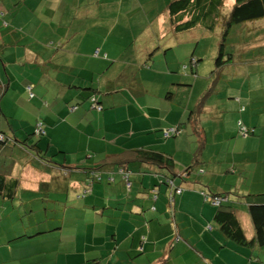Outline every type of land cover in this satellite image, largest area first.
I'll return each instance as SVG.
<instances>
[{"label":"crops","instance_id":"crops-1","mask_svg":"<svg viewBox=\"0 0 264 264\" xmlns=\"http://www.w3.org/2000/svg\"><path fill=\"white\" fill-rule=\"evenodd\" d=\"M138 1L0 0V132L16 143L0 145V175L19 180L12 200L0 195V218L16 206L27 213V221L0 223V264L7 261V253L13 256L12 264H48L47 257L28 261L35 255L19 253L26 249L57 255V260L65 255L68 264H264V247L230 240L215 221L218 208L206 202L207 196L232 194L226 193L228 187L241 194L240 179L229 174L232 169L241 172L239 164L264 166V118L243 122L258 138L242 137L238 123L226 131L228 107L220 111L201 103L200 94L191 105L188 88L200 77L203 64L199 58L192 63V58L184 72L180 65L186 58L181 57L188 49L181 47L169 64L168 52L182 46L180 38L168 40V6L173 0H165L157 14L149 15L138 8ZM133 21L135 31L140 27L150 32V41L138 52L128 50L132 45L125 35L129 27L134 29ZM216 37V42L222 38L220 33ZM252 45L242 54L238 45L236 60L246 53L256 57ZM152 47L159 54L151 53ZM163 57L167 67L157 69ZM80 62L93 66L86 71L76 65ZM221 70L213 67L214 82L202 88L205 92H214L223 78ZM143 72L161 74L162 81L157 77L150 83L156 90L146 89ZM233 72L228 75L235 76ZM33 75L41 92L36 102H27V76ZM252 94L248 91L245 98L249 105L254 104ZM230 95V106L240 107L243 96ZM94 97L100 109L90 107ZM73 106L79 108L71 112ZM209 109L221 116L201 122ZM40 122L49 129L38 141L32 135ZM57 126L63 128V139L56 142ZM169 128L180 131L174 140L163 138ZM214 141L236 148L238 142L242 148L254 145L252 151L234 153V159L220 163L228 170L223 180L227 183L220 186L215 178L223 174L213 162L217 156L207 155ZM155 155H162L170 168L151 160ZM121 165L130 172V189L117 172ZM95 169L117 172L115 181L89 187L88 173ZM170 181L181 194L171 189ZM252 183L257 186L252 190L262 191L247 194L263 195L264 178ZM233 206L247 239L253 240L247 207Z\"/></svg>","mask_w":264,"mask_h":264},{"label":"rangeland","instance_id":"rangeland-1","mask_svg":"<svg viewBox=\"0 0 264 264\" xmlns=\"http://www.w3.org/2000/svg\"><path fill=\"white\" fill-rule=\"evenodd\" d=\"M167 2L170 0H166ZM136 3V1H134ZM165 0H139L138 1V8L144 10V14H150L149 12H154L155 14H157V12L163 7ZM146 6V7H145ZM234 6V0H229L226 1V5L223 9V14L226 13V15H228V13H230L231 9ZM146 8V9H145ZM154 14V15H155ZM146 18V17H145ZM263 21L258 22V24L260 25H256L254 26V29L256 30H261L263 29ZM132 25H135L134 21L132 22ZM145 26H148L147 21L145 20ZM221 26H223V22L222 20H220L219 24L217 25L216 28H219L218 31H210V30H206L203 27H196L191 31L182 33V36L179 37L177 35H175V33L172 31L168 34V40L172 41V42H176V39L180 38V44L182 42V46H180L179 44H177V46L175 48H173L172 50H170L168 52V61L169 64L173 63V58L177 56V50L181 47V49L183 50L188 49L186 56L181 57L182 58H186L183 59L185 60V63L182 62L180 67H182V70L184 72H186L184 69L187 68L188 66H190V60L192 58H195L194 60H197V58L201 59L199 64H203V68L200 69L199 74H197V76L199 75L200 77H195L192 76L195 80L194 81V85L193 87H189L188 91H190L192 94L190 96V98L188 99L191 102V105H193L196 101V97L200 94L202 101L201 103L204 102H208L207 105L210 106H214V108H216L217 106L220 108V111L223 110L224 107H228V111H226V113H224V122L229 123L227 125L228 130H226L227 132H230L232 130V124L233 122L235 124H237L236 129L239 130V134L242 136L244 135L243 132L241 131L243 128H241V126H245L243 122H261L262 119L264 118V104L261 103L262 102V95L261 93L263 92V88H264V36L261 37H256V39H252L251 41L249 40V38H239L240 36L234 31V37L232 39L235 40H231L229 45L225 48L226 49V53L228 54H233L236 53L237 50L236 48L238 47V45H240V48L238 47V50L241 49V51L239 52L240 54L244 53L245 46L246 45H251L253 44L251 47L252 48H256L255 53L257 52H262L261 54H256V57H254V54H243L241 55L238 60H236V57H234V61L235 64H233L231 67H224L223 70L224 71L223 74V78L220 80V82L218 84H215V90L214 92H205L202 88H205L207 90V88H209L211 86V84L214 82L213 79L210 78L211 76V72L213 70V67L215 66V61L216 58L219 57L218 54V44L221 40V38L216 42V39L218 37H216V34L221 33ZM135 26H133L134 29H131V27H129V31L126 32V37L129 39L128 42H130L132 46H129L128 50L132 51L135 50L136 52H138V48H140V45H142L144 43V41H150V32L143 30V28L138 27V29L135 31ZM215 28V29H216ZM214 29V30H215ZM151 33H154V31H151ZM156 33V31H155ZM247 33V32H246ZM173 34V35H172ZM242 37V35H241ZM174 38V39H173ZM137 39V40H136ZM132 41V42H131ZM156 43L158 44L159 42L156 41ZM245 44V45H244ZM250 47V48H251ZM262 49H259L261 48ZM159 54V51L156 50V47H152L150 48V52ZM71 52V51H69ZM149 52V53H150ZM151 52V53H152ZM188 54V55H187ZM149 55V54H148ZM152 55V54H151ZM214 55V56H212ZM160 56V55H159ZM161 56H164V53H161ZM153 57V55L151 56ZM78 58V57H77ZM157 58V57H156ZM224 59L228 58V56H224ZM167 61L165 59V57H163V62L162 64H156V67L158 69V67L160 68L162 65V68H166L167 67ZM80 67H82V69L84 70H91L92 68V63L91 62H80L79 64ZM171 66V65H170ZM187 66V67H186ZM156 71V70H155ZM229 71H234L233 74L234 75H228ZM243 72L241 75H239V72ZM246 72V73H245ZM160 73V72H159ZM187 73H191V69L189 68L187 70ZM143 80L146 83L145 86L147 87L146 89L148 91L151 90H156L154 89L153 86L154 84H150L154 79H156L158 77V79L160 81H162V77L158 76L161 74H156L153 73H149L143 72ZM200 78V79H198ZM198 79V83L197 85H195V81ZM36 81V78L34 77V75L32 77H28L27 76V102H28V98L30 101H35L39 96L37 94H39L41 92L40 90V86L39 83L35 84L34 82ZM34 86H36L34 88ZM149 86V87H148ZM30 88V89H29ZM231 90H236V91H231ZM205 92V94H201V92ZM248 91H252V100H254V104L249 105L248 103H246L245 98L248 95ZM190 92H188L190 94ZM233 93L234 97L239 98L240 96H238L239 94L243 96L244 101L243 103L240 105V107L238 106H234L231 105L230 106V100L229 97L231 96L230 93ZM203 95V96H202ZM200 97V96H199ZM179 98V97H178ZM220 99V102L216 103L218 100ZM39 101L42 102L41 98L39 99ZM182 103L184 102L183 99L180 100ZM36 102V101H35ZM216 103V104H214ZM233 103V102H232ZM199 105V104H198ZM220 111L214 110L213 112L209 110H207L205 112V114L202 115V120L201 122H213V119L218 118L221 116V114L219 113ZM45 114V112L43 113ZM36 116V115H34ZM194 121H195V117L196 114H194ZM43 123L44 122H40ZM36 127V126H35ZM246 127V126H245ZM249 128V127H248ZM49 128L47 127V130ZM172 129V128H169ZM44 130H46V126L44 124ZM255 130V129H254ZM55 131V133H54ZM165 131V130H164ZM225 131V130H224ZM256 131V130H255ZM254 131V132H255ZM62 132H63V128L60 126H57L54 130H53V135H54V140L57 142L59 141V139H63L62 138ZM180 133V131H179ZM164 134V132H163ZM179 135V134H177ZM176 135V136H177ZM253 133H251L250 138H258L257 136L253 137ZM243 137V136H242ZM164 138V137H163ZM174 137H170L168 139L165 140H174ZM39 139V138H38ZM252 140V139H250ZM41 144H44V142L42 141ZM75 145V142L73 143ZM72 144V145H73ZM45 145V144H44ZM208 150H207V155L211 156L210 158H214L218 160H214L213 162H217L219 163L218 165H216L217 171L220 173H222L223 175L217 178H215L216 180H218V186L220 185H225V182H223L224 179L228 178L226 176L227 171L223 168V166L220 164L222 162H225L226 160H231V156L232 159H234L233 155L238 156L239 153L241 152H250L253 149V146H250L249 148H242L240 142H238V147L236 148V146L234 147V145H230L229 143H216L214 142H210L208 145ZM45 148L47 149V143ZM217 152V153H216ZM238 162V160H236ZM239 166H243L244 168H241L242 171L241 172H235V169L230 170L231 175H233L232 177H234L235 179L238 178L240 179L239 182L241 181V188H242V192L240 195H244V196H248L249 194H247L248 192H252V193H260L261 188L257 189V190H252V188L257 187L255 184L253 185V180L255 182H257L258 180H261L264 178V166H261L259 164H256L254 166H250V168L248 166L243 165V164H239ZM250 169V172H249ZM231 177V176H230ZM252 187V188H251ZM226 193H234V192H230L228 188H226ZM251 189V190H250ZM243 201H241L240 203L242 204V206L247 207L245 204L244 199L242 198ZM21 209L24 210V208H20L18 206L15 207V209H11L8 210V214L3 217L0 218V223L1 222H5L6 220V224L10 225L13 222H20L21 220L27 221V213L25 214ZM4 209L0 208V212H2ZM9 215L8 218H6ZM251 224V223H250ZM243 225L245 227V231L247 232V234L250 233L249 230V226L246 224V222H243ZM252 228V225H251ZM26 252L27 257H32L34 256L32 259H29L28 261H33L35 260V258H43L46 259L48 258V264H68L66 262V256L65 255H61L60 259H58L57 255H39L38 251L31 249V250H23L19 253H21L22 255H24ZM18 253V252H16ZM7 257V261L5 262V264H12V258L13 256L11 255V253H7L5 255ZM47 257V258H46ZM40 261V259H39ZM42 263V262H41Z\"/></svg>","mask_w":264,"mask_h":264},{"label":"trees","instance_id":"trees-1","mask_svg":"<svg viewBox=\"0 0 264 264\" xmlns=\"http://www.w3.org/2000/svg\"><path fill=\"white\" fill-rule=\"evenodd\" d=\"M226 1L229 0H173L168 6L170 25L172 31L175 34H182L199 26L212 32L218 31L220 27H216L220 20H222L223 26H221L220 33L222 38L218 44L219 57H217L215 61L217 71H220L224 67L235 64V53L228 54L226 53L225 49L231 40H235L232 39L234 37V31L240 36L239 38H249L250 41L251 38L254 39L256 37L258 38L260 36H264V23L262 24L263 29H254V26L260 25L258 22L264 20V0H234V6L230 8L231 11L228 13V15H226V13L223 14ZM249 35H251V37ZM224 56H228V58L224 59ZM194 61L196 60L193 58L192 63ZM97 101L98 100L95 97L89 100L90 107L92 109L101 108H97ZM78 108L79 106H73L70 108V111L73 112ZM35 126L36 127L34 128V133L32 136L36 137L37 139L39 138V141L46 136V131L44 130L43 123H38ZM243 128L246 130V134H244L246 137H248L249 134L254 133V131L251 129L249 130L246 127ZM175 136L176 134H174L172 137ZM11 143L16 145V143L13 142V140L7 134L0 132V145L7 146ZM151 160H154L158 166H167V168H170L168 166V162H166L162 155H155L151 158ZM117 172H119L121 177L126 181L127 187L130 189V172L125 170L124 165H121ZM116 173L106 172L103 171V169L91 170L88 173V185L89 187H92L94 183L102 182L104 180L110 183L114 182V175ZM169 185L176 194L182 193V189L175 187L172 181L169 182ZM18 188V179L7 178L3 175H0L1 196L12 200L14 195L16 196ZM242 198L245 201L247 213L251 217L255 228V237L251 241L247 239L244 229L239 221L237 209L233 206V203H240L243 201ZM216 199L221 200L219 205L214 204V200ZM206 202L211 203L218 208L215 221L220 230L230 240L241 246L257 245L264 247V194L258 196H241L236 193L213 195L212 197L207 196Z\"/></svg>","mask_w":264,"mask_h":264},{"label":"built area","instance_id":"built-area-1","mask_svg":"<svg viewBox=\"0 0 264 264\" xmlns=\"http://www.w3.org/2000/svg\"><path fill=\"white\" fill-rule=\"evenodd\" d=\"M241 131L243 132V134H246V130H245V128H243ZM174 134H176V135L179 134V130L176 129V128L167 129V130L164 131V135H163V137H164L165 139H168V138L172 137ZM214 201H215L214 204H216V205H219L220 202H221L220 199H216V200H214Z\"/></svg>","mask_w":264,"mask_h":264},{"label":"bare ground","instance_id":"bare-ground-1","mask_svg":"<svg viewBox=\"0 0 264 264\" xmlns=\"http://www.w3.org/2000/svg\"><path fill=\"white\" fill-rule=\"evenodd\" d=\"M216 205V204H215Z\"/></svg>","mask_w":264,"mask_h":264}]
</instances>
